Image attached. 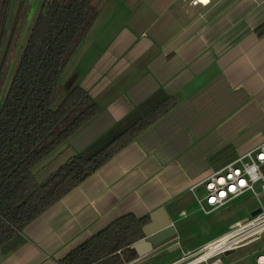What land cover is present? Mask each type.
<instances>
[{
	"label": "crops",
	"instance_id": "crops-1",
	"mask_svg": "<svg viewBox=\"0 0 264 264\" xmlns=\"http://www.w3.org/2000/svg\"><path fill=\"white\" fill-rule=\"evenodd\" d=\"M263 23L264 0H108L60 79L59 101L78 85L101 111L37 179L95 153L167 98L175 105L1 247L0 264H62L118 218L161 208L176 237L126 264H180L222 236L183 242L209 229L196 224L203 211L191 188L264 142Z\"/></svg>",
	"mask_w": 264,
	"mask_h": 264
},
{
	"label": "trees",
	"instance_id": "trees-1",
	"mask_svg": "<svg viewBox=\"0 0 264 264\" xmlns=\"http://www.w3.org/2000/svg\"><path fill=\"white\" fill-rule=\"evenodd\" d=\"M108 0H44L0 103V248L33 223L174 105L167 98L95 153L78 154L39 181L36 172L100 111L81 86L54 105L60 79ZM27 0H0V87ZM264 35V23L257 28ZM56 106V107H55ZM150 217L126 214L62 258V264H126Z\"/></svg>",
	"mask_w": 264,
	"mask_h": 264
},
{
	"label": "built area",
	"instance_id": "built-area-1",
	"mask_svg": "<svg viewBox=\"0 0 264 264\" xmlns=\"http://www.w3.org/2000/svg\"><path fill=\"white\" fill-rule=\"evenodd\" d=\"M200 187L203 188V196L196 192ZM191 189L199 208L207 214L248 191H252L259 198L264 193V142L228 162ZM256 208H261L262 211L250 221L237 224L229 232L183 258L180 264H224L222 256L227 251H236L259 242L264 235L263 202L260 201ZM255 263L264 264V252L255 256Z\"/></svg>",
	"mask_w": 264,
	"mask_h": 264
},
{
	"label": "rangeland",
	"instance_id": "rangeland-1",
	"mask_svg": "<svg viewBox=\"0 0 264 264\" xmlns=\"http://www.w3.org/2000/svg\"><path fill=\"white\" fill-rule=\"evenodd\" d=\"M43 2L44 0H27L25 13L23 18L20 20L19 30L15 36L12 51L7 62L6 73L0 87V103L4 101V98L7 94L11 80L20 63L25 46L28 42L29 36L41 10ZM59 97L60 95L57 97L54 103L56 106L60 102ZM89 155L91 154H87V156ZM51 165L52 164H49L45 170H42L43 175L49 170ZM203 195V192L200 193V196ZM260 201L264 204V193H262L260 197L257 198L252 191H248L231 200L229 203L210 213L209 215H206L201 211L196 212L194 215V218H197L196 224H201L204 225L203 227H208V232L194 231L190 233V238L183 239V242L185 240H188L191 243L199 241L201 240L202 235L207 234L212 237L222 233L225 234L236 227L237 224H243L250 221L253 218L251 212L254 208L260 205ZM257 250L259 251L256 254H253ZM261 252H264V235L259 242L253 245L240 248L229 255H223L222 260L224 264H256L255 256Z\"/></svg>",
	"mask_w": 264,
	"mask_h": 264
},
{
	"label": "water",
	"instance_id": "water-1",
	"mask_svg": "<svg viewBox=\"0 0 264 264\" xmlns=\"http://www.w3.org/2000/svg\"><path fill=\"white\" fill-rule=\"evenodd\" d=\"M262 211L261 208L254 209L252 216L258 215ZM144 237L134 243V248L138 254V257H143L155 248L166 244L176 237L177 230L174 224L171 222L164 208L150 215V222L143 227ZM179 244L176 243L170 247V250L176 249ZM235 250H229L226 255L233 253Z\"/></svg>",
	"mask_w": 264,
	"mask_h": 264
},
{
	"label": "snow or ice",
	"instance_id": "snow-or-ice-1",
	"mask_svg": "<svg viewBox=\"0 0 264 264\" xmlns=\"http://www.w3.org/2000/svg\"><path fill=\"white\" fill-rule=\"evenodd\" d=\"M203 2H204V3H207V2H208V0H203Z\"/></svg>",
	"mask_w": 264,
	"mask_h": 264
}]
</instances>
